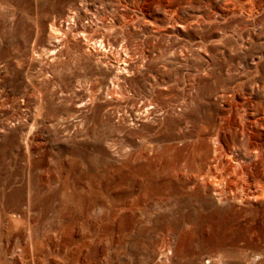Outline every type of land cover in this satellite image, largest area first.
<instances>
[{
	"label": "rangeland",
	"instance_id": "1",
	"mask_svg": "<svg viewBox=\"0 0 264 264\" xmlns=\"http://www.w3.org/2000/svg\"><path fill=\"white\" fill-rule=\"evenodd\" d=\"M246 1L0 0V264H264V0ZM127 31L152 57L126 52L118 85ZM236 154L252 179L202 174Z\"/></svg>",
	"mask_w": 264,
	"mask_h": 264
},
{
	"label": "bare ground",
	"instance_id": "2",
	"mask_svg": "<svg viewBox=\"0 0 264 264\" xmlns=\"http://www.w3.org/2000/svg\"><path fill=\"white\" fill-rule=\"evenodd\" d=\"M214 1L216 2V1H218V0H210V3H214ZM227 2H232V0H226ZM242 3H244L243 2V0H240ZM248 1V0H247ZM246 1V2H247ZM251 1V0H250ZM260 1V0H259ZM259 1H258V3H259ZM254 2V1H253ZM257 2V1H256ZM250 3V2H249ZM252 4V3H251ZM257 5V4H256ZM236 7V6H235ZM246 8V7H245ZM251 8H252V6H251ZM242 9V8H241ZM244 9V8H243ZM253 10H255V9H253ZM236 11V10H235ZM207 12V11H206ZM214 12V11H213ZM255 12V11H254ZM96 13V12H95ZM229 13H234V9H232L231 11H229ZM228 13V9H227V7H225V8H222L221 10L220 9H218L217 11H216V15H221V16H223V17H225V16H227V14H229ZM251 12H249V14H250ZM252 13H253V11H252ZM251 13V14H252ZM197 14H198V12H197ZM70 15V14H69ZM74 15V14H73ZM72 15V16H73ZM146 15V14H145ZM214 16V15H213ZM200 17H202V21L204 22V21H206V17H207V14L206 13H202L201 14V12H199V16H198V18H200ZM211 16L210 15H208V21H209V18H210ZM72 18V17H71ZM147 15L144 17V19H140V22H139V24L140 25H145V24H147V23H151V22H149L147 19ZM196 18V17H195ZM214 18H216V17H214ZM191 20V19H190ZM217 20V19H216ZM189 21V20H188ZM198 21V20H197ZM199 21H200V19H199ZM201 21V22H202ZM207 21V22H208ZM218 22H220L219 20H217ZM164 23H170V27L173 29V30H178V29H185V28H187V27H191V24L192 23H189V26H188V23H186V21L185 20H183V19H181V18H179V17H174V18H172V19H167V20H165L164 21ZM193 23H194V21H193ZM206 23V22H205ZM211 23V22H210ZM187 24V25H186ZM199 24V23H198ZM55 25L57 26V28H58V30L60 29V31H62L63 32V30H64V26H63V23H58V22H55ZM54 25V26H55ZM74 25V24H73ZM104 27H115V26H122V24L118 21V20H113L112 22L110 21V22H107L106 20H103V24H102ZM201 25H202V23H201ZM75 26V25H74ZM87 27V26H86ZM85 26L83 27H77L74 31H75V37H77L78 38V40L80 39L79 37H81V36H79V35H81V31H84V30H86L87 28H86ZM56 28V29H57ZM118 28V27H117ZM123 28V27H122ZM66 29V28H65ZM68 30V29H67ZM57 31V30H56ZM130 31V30H129ZM129 31H127V34L125 35L126 37H127V39H128V45H126V43H125V45L127 46L126 47V49H124L125 51H123V52H125L124 54H123V52H120L118 55H115L114 56V62H113V64L116 66V68L118 69L117 70V74H116V79H117V84L119 85L120 84V82H121V84L123 83V82H126L127 80H129V77H128V73L125 75V71H127V72H129V70H132L134 67H132V64H134V61H132V62H128V59H127V54H126V52L127 53H131L133 56H134V53H136V51L134 50V47L132 48L130 45H131V39H132V34L129 32ZM235 31V30H234ZM64 32H66V31H64ZM235 32H237V31H235ZM59 33V32H58ZM50 34V33H49ZM64 34V33H63ZM233 34V33H232ZM241 34H243V33H241ZM51 35V34H50ZM57 35V34H56ZM65 35H67V37L66 38H64V39H58V40H55V41H53L52 42V45H53V47L54 48H62L63 46V44H69L71 41H72V37H71V32L69 33V31H67L66 32V34ZM61 36H63V35H61ZM79 36V37H78ZM124 36V37H125ZM237 36V35H236ZM235 36V37H236ZM239 36V35H238ZM163 37V36H162ZM74 39V38H73ZM85 39V38H84ZM126 39V38H125ZM207 40V39H206ZM86 41V40H85ZM125 41V40H124ZM147 42H148V40H146ZM208 41V40H207ZM77 42H79V45L81 46V47H83V42L84 41H82L81 39L79 40V41H77ZM87 42V41H86ZM151 41H149V43H150ZM153 42V41H152ZM203 42V41H202ZM201 42V43H202ZM201 43H199L200 45H201ZM204 43V42H203ZM124 45V46H125ZM199 45V46H200ZM151 46V45H150ZM94 48V47H93ZM64 49V48H63ZM203 49V48H202ZM95 50V51H94ZM131 50V51H130ZM68 51V50H67ZM90 51V50H89ZM92 51L95 53H99V50H97L96 48L95 49H92ZM121 51V50H120ZM103 52H105V51H103ZM150 51L149 50H146L145 48L143 49V50H141L140 52H137L136 54H138L137 56H136V58L137 59H141V60H143V62L145 61V60H148V59H150L151 57H152V55H151V53H149ZM90 53H91V51H90ZM93 53V54H94ZM95 53V54H96ZM102 54V53H101ZM101 56V55H100ZM130 55H128V57H129ZM70 57V56H69ZM132 57V56H131ZM135 57V56H134ZM60 58V57H59ZM103 58V57H102ZM110 60H111V56H110ZM130 60V59H129ZM134 60V59H133ZM109 62V61H108ZM112 62L110 61V64H111ZM213 63V62H212ZM138 69V68H137ZM116 73V72H115ZM124 73V74H123ZM229 74V73H228ZM80 81V80H79ZM130 81V80H129ZM154 81V80H153ZM196 81H198V80H196ZM115 83V82H114ZM161 83V82H160ZM127 84V83H126ZM155 84H156V82H155ZM197 84H199V83H197ZM115 84H113L112 86H114ZM125 85V84H124ZM151 85H153V84H151ZM166 85L168 86V83H166ZM190 85H192V84H190ZM194 85V84H193ZM196 85V84H195ZM90 86V85H89ZM88 86V87H89ZM116 86V85H115ZM188 86H189V84H188ZM109 87V86H108ZM107 87V88H108ZM111 87V86H110ZM162 87V86H161ZM169 87V86H168ZM191 87V86H190ZM196 87V86H195ZM90 88V87H89ZM125 88V87H124ZM191 88H193V86L191 87ZM111 90H113L112 88H110ZM116 89H117V87H116ZM128 89V88H127ZM83 90V89H82ZM92 90V89H91ZM107 90H109V89H107ZM115 90V89H114ZM119 90V89H118ZM121 90V89H120ZM237 90V89H236ZM110 91V90H109ZM122 92H123V90H121ZM233 91V90H232ZM115 92V91H114ZM112 93V92H111ZM236 93V92H235ZM227 95V94H226ZM190 96V95H189ZM192 96V95H191ZM186 97H188L187 95H186ZM193 97V96H192ZM194 98V97H193ZM226 98V97H225ZM133 99V98H132ZM191 99V98H190ZM229 99V98H228ZM189 100V99H188ZM193 100V99H192ZM84 101V100H83ZM99 101V100H98ZM135 101V100H134ZM147 101V100H146ZM155 101V100H154ZM184 101H186V100H184ZM157 102H161V100H157ZM156 102V104H154L156 107H158L159 105H161L162 104V102L161 103H157ZM188 102V101H187ZM187 102H186V104H187ZM234 102H235V100H234ZM42 103V102H41ZM40 103V104H41ZM152 103H154V102H152ZM151 103V101L148 103V102H142L141 104H139L138 105V107H137V109H136V112L138 111V113H137V115H139V116H137L138 118L139 117H141L142 115H143V113L144 112H146L147 114L148 113H150L151 112V109L148 107L149 105H151L152 104ZM177 103V102H176ZM240 103V102H239ZM243 103V102H242ZM172 104H173V102H172ZM172 104L171 105H169V106H165L166 107V111L168 112L169 111V109L170 110H174L175 108H176V106L174 107V105H177V104H173V106H172ZM181 104V103H180ZM179 104V106H181ZM119 105V104H118ZM136 105V104H135ZM189 105V104H188ZM239 105V104H238ZM81 106V105H80ZM87 106V105H86ZM163 107H164V105H162ZM41 107V106H40ZM88 107V106H87ZM135 107V108H136ZM155 107V108H156ZM162 107V108H163ZM178 107V106H177ZM187 107V106H186ZM235 107V106H234ZM108 108V107H107ZM41 109V108H40ZM81 109V108H80ZM84 110V109H83ZM127 110V109H126ZM155 110V109H154ZM157 110H158V108L156 109V111L155 112H157ZM160 110V109H159ZM158 110V111H159ZM181 109H179V111H180ZM43 111V110H42ZM162 111V110H161ZM175 111V110H174ZM41 112V111H40ZM39 112V113H40ZM76 112V111H75ZM79 112V111H78ZM135 112V113H136ZM154 112V113H155ZM165 112V111H164ZM241 112V111H240ZM77 113V112H76ZM159 113V112H158ZM166 113V112H165ZM170 113H171V111H170ZM180 113H181V111H180ZM41 114V113H40ZM85 114V113H84ZM153 114V113H152ZM172 114H173V112H172ZM87 115V114H86ZM133 115V114H132ZM154 115V114H153ZM171 115V114H170ZM174 115H176V113L174 112ZM185 115V114H184ZM133 117V116H132ZM135 117V116H134ZM136 117V118H137ZM168 117V116H167ZM174 117V116H173ZM226 117V116H225ZM142 118V117H141ZM140 118V119H141ZM234 118V117H233ZM262 118V117H261ZM143 119V118H142ZM166 119V118H165ZM263 119V118H262ZM133 120L135 121V118H133ZM36 121V120H35ZM139 121V120H138ZM125 122V121H124ZM136 122H137V120H136ZM135 122V123H136ZM159 122V121H158ZM163 122V121H162ZM224 122V121H223ZM139 123V122H138ZM244 123V122H243ZM37 124V123H36ZM35 124V125H36ZM161 125V124H160ZM163 125V124H162ZM242 127V126H241ZM245 128V127H244ZM180 129V128H179ZM241 129V128H240ZM246 131V130H245ZM190 134V133H189ZM213 135V134H212ZM202 136V135H201ZM187 137V136H186ZM28 138V137H27ZM216 138V137H215ZM186 139V138H185ZM238 140V139H237ZM216 141V140H215ZM248 141V140H247ZM244 143V142H243ZM243 145H245V144H243ZM257 145H258V143H257ZM257 145H255L256 147H257ZM254 146V145H253ZM252 146V147H253ZM246 147V146H245ZM251 149V148H250ZM251 150H253V149H251ZM249 152V151H248ZM251 152V151H250ZM217 153V152H216ZM263 152L260 150V154H262ZM242 157L243 156H245V155H241ZM221 157V156H220ZM254 157V156H253ZM262 158V160H264V156L263 157H261ZM246 159V158H245ZM244 159V160H245ZM227 160H228V162H226V160H224V158L222 159V158H219L218 160H217V166H211V165H209L208 166V168H206L207 169V171L205 172V173H203V171H202V174H207L210 178H214V179H216V180H218V182L219 181H221L220 179H225L224 178V175L226 174V173H228V175L230 174V175H232V176H239V174H241V175H243V174H245V175H243L244 176V178H246V179H252V177L250 176V174H248L247 172H245L243 169L244 168H242V170L240 171V172H237V170L236 169H233L232 170V172L231 171H229V169H232L229 165V163H231V165L233 164V166L234 165H236V164H239V162H243V161H241L242 159H241V157L238 155V154H236V155H231V156H227ZM247 160V159H246ZM249 160V159H248ZM253 160H254V158H253ZM210 161H212V160H210ZM250 162V161H249ZM249 162H248V164H249ZM215 164V163H214ZM213 164V165H214ZM239 165H241V164H239ZM243 165V164H242ZM237 167V166H236ZM245 167V166H244ZM248 167V166H247ZM215 168H221V169H219L220 171H217V169H216V171H215ZM239 168V167H238ZM239 170H240V168H239ZM263 171H264V168H263ZM259 175V174H258ZM204 176V175H203ZM233 178V177H232ZM238 178V177H237ZM243 178V177H242ZM243 178V179H244ZM228 180V179H227ZM232 180V179H231ZM239 180V179H238ZM225 181V180H224ZM247 181H249V180H247ZM252 181V180H251ZM241 183H243L242 181H240ZM259 182H261V188H260V191H250L251 192V194L253 195V196H264V173L263 174H261V177L259 178ZM233 183V182H232ZM237 183V182H236ZM220 184V183H219ZM251 184V183H250ZM243 186H245V185H243ZM248 186H250V185H247L246 186V188L248 187ZM251 188V187H250ZM245 190V189H244ZM249 190V189H248ZM255 193H258L257 195H255ZM255 198V197H254Z\"/></svg>",
	"mask_w": 264,
	"mask_h": 264
}]
</instances>
